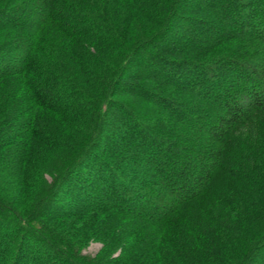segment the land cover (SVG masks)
I'll use <instances>...</instances> for the list:
<instances>
[{
    "label": "trees",
    "instance_id": "1",
    "mask_svg": "<svg viewBox=\"0 0 264 264\" xmlns=\"http://www.w3.org/2000/svg\"><path fill=\"white\" fill-rule=\"evenodd\" d=\"M0 264H264V0H0Z\"/></svg>",
    "mask_w": 264,
    "mask_h": 264
},
{
    "label": "rangeland",
    "instance_id": "2",
    "mask_svg": "<svg viewBox=\"0 0 264 264\" xmlns=\"http://www.w3.org/2000/svg\"><path fill=\"white\" fill-rule=\"evenodd\" d=\"M101 242L99 240L96 239H92L88 242L87 247L83 250L84 253L89 254V255H93L95 254L98 249L101 247ZM118 252V250H116L114 254H116Z\"/></svg>",
    "mask_w": 264,
    "mask_h": 264
}]
</instances>
